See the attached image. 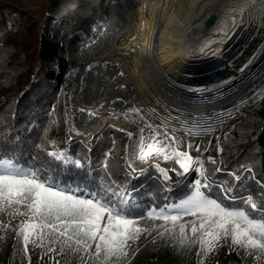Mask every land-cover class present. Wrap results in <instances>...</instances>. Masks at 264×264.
Wrapping results in <instances>:
<instances>
[{
    "label": "bare ground",
    "instance_id": "bare-ground-1",
    "mask_svg": "<svg viewBox=\"0 0 264 264\" xmlns=\"http://www.w3.org/2000/svg\"><path fill=\"white\" fill-rule=\"evenodd\" d=\"M56 6L73 29L84 30L71 40L80 79L70 76L66 85L74 136L90 137L109 121L131 130V151L138 153L140 120L128 110L142 101L159 114L149 123H182L187 138L178 150L190 153L189 133H202L190 130L192 121L216 127L228 117L225 109L234 113V105L264 87V0H57ZM174 147L169 141L168 151ZM154 160L181 170L176 159L155 156L133 164Z\"/></svg>",
    "mask_w": 264,
    "mask_h": 264
},
{
    "label": "snow or ice",
    "instance_id": "snow-or-ice-1",
    "mask_svg": "<svg viewBox=\"0 0 264 264\" xmlns=\"http://www.w3.org/2000/svg\"><path fill=\"white\" fill-rule=\"evenodd\" d=\"M258 98H264V87L259 91H253L248 99H242L234 107L238 111L240 104ZM80 111L83 112L85 109ZM224 111H227L229 117L233 115L231 109ZM224 111L217 115L223 116ZM128 112L138 116L140 120L139 135L133 144L139 151L138 153L133 151L125 169L130 178L138 179L142 175L132 167L133 163L147 161L152 156L164 161L176 159L182 170L177 173L178 176L188 174L191 169L199 178L195 179L189 186L188 193L177 202L167 203L159 208L153 205L143 215L135 216L130 208L134 189L125 188L115 180L111 181V185L102 180L99 183L92 180L91 184L95 187L88 189H81L80 185L72 187L67 183L60 184L41 166L28 162L21 163L20 158L15 156L14 149L10 154L7 145H0V212L10 210V215L26 218L19 226L25 255L31 243L34 247L46 249V254L56 253L57 256L66 252L77 254L83 264H89V261L92 264H119L129 256L131 244L138 241L141 234L147 231L139 222L150 219L163 222L160 226L163 228L161 236L168 233L177 237L181 244L187 242L188 246L198 243L205 253L214 251L221 240L230 238L232 245L248 250V254L255 255L258 261L264 258V203L258 205L253 202L252 195H248L238 206L234 203L227 204L225 201L235 202L240 199L227 194L231 189L225 191L222 199L213 198L215 181L210 174L202 171L204 160L199 157L194 159L187 150H178L185 140L183 136L178 137L175 134L177 129L171 127L169 119L165 118L159 124L153 125L145 120V117H148V120L153 116L158 118L159 114L155 109L151 114L139 107L129 109ZM206 119H211V114ZM196 127H203L204 132L189 133L190 135H204L213 129L210 123L207 126L197 124ZM146 129L149 130L148 136L145 135ZM127 135L132 137L133 134ZM146 139L149 140L148 143H145ZM219 139L217 137V140ZM169 141L175 145L171 151H168ZM50 143L55 144L45 136L35 147L43 152L45 146ZM186 148L200 151L199 145L194 146L191 143L186 144ZM223 150L217 145V153ZM44 154L50 162L58 165L81 170L86 166L79 159L70 158L65 151ZM109 155L105 154L102 168L111 177L107 162ZM30 159L36 161L38 157L32 156ZM208 163L216 165L217 160L209 157ZM193 164L198 167L192 168ZM153 168L165 181L167 185L165 191H170L172 183L168 175L169 170L160 168L159 165H154ZM240 168V175L235 172L228 173L234 181L255 179L254 174L244 176V173H252L250 167L241 165ZM214 171L220 172L221 168L216 167ZM85 175L87 177V174ZM218 187L223 189V185ZM261 187L264 188V185ZM187 216L193 219L183 221ZM169 224L171 228L168 227ZM189 230L191 235H188ZM56 264H59L58 260Z\"/></svg>",
    "mask_w": 264,
    "mask_h": 264
},
{
    "label": "trees",
    "instance_id": "trees-1",
    "mask_svg": "<svg viewBox=\"0 0 264 264\" xmlns=\"http://www.w3.org/2000/svg\"><path fill=\"white\" fill-rule=\"evenodd\" d=\"M21 17L19 20L16 16L18 29H9L4 41L0 43V145H7L10 154L14 149V154L20 158L21 163L31 162L41 166L60 184L67 183L72 187L80 185L81 189H88L95 187L91 184L92 180L98 183L102 180L109 185L115 180L125 188L134 189L130 205L132 211L144 213L153 205L159 208L164 204L177 202L188 193L190 184L197 178V174L191 169L188 174L178 176L179 171L167 168L172 183L170 191H165L167 185L153 168L156 165L153 162L142 169H136L142 173L138 179L130 178L125 171L127 160L119 150V141H123L126 131L109 121L91 138L76 135L72 137L68 134L63 109V83L70 67V59L65 42L48 30L43 32L39 29L35 16L26 25L23 23L24 17ZM52 18L53 16L48 15L47 21ZM19 28L30 34L36 33L37 39L31 40V36L28 40L20 39ZM24 50H27L26 58L22 59L20 53ZM36 55L40 67L34 70L33 76L31 63ZM233 127L229 133H223L219 141L224 149L222 157H217V142L214 141L211 145L204 156L206 167L203 171L215 181V198L222 199L225 191L231 189L227 194L240 198L235 201V205L242 203V199L249 194L252 195L253 202L261 205L264 203V188L261 187L264 185V98L245 111L242 121ZM45 136L49 141H56L59 147L57 152H67L70 158L79 159L85 164V168L81 170L50 162L44 153L56 152L51 148L54 144L46 145L43 152L35 147ZM106 153L110 154L107 162L111 177L102 168ZM32 156H37L38 159L32 161ZM209 157L215 158L217 164L210 165ZM220 158L223 164H220ZM241 165L252 169V173H244V176L254 174L255 179L245 178L236 182L229 177L226 181H219L228 173L214 171L216 167H221L241 174ZM219 185H223V189ZM225 202L230 204L233 201ZM230 264L235 263L232 261Z\"/></svg>",
    "mask_w": 264,
    "mask_h": 264
},
{
    "label": "rangeland",
    "instance_id": "rangeland-1",
    "mask_svg": "<svg viewBox=\"0 0 264 264\" xmlns=\"http://www.w3.org/2000/svg\"><path fill=\"white\" fill-rule=\"evenodd\" d=\"M56 5L57 0H0V43L4 41V36L9 29H18L16 22L18 19L20 20L22 18L21 16L24 17L23 23L25 25L29 23L32 16H35L38 20L39 29H42L43 32L45 30H48L50 31V33L56 34L58 37H60V39H62V41L65 42L66 53L70 59V67L68 69L66 79L63 83V109L66 116V130L69 135L74 137L72 133L73 126L71 125L68 112L70 97L66 85L70 76L74 77L76 74L74 80L77 78V76H80L74 71L73 59L71 54V40L75 36L76 32L77 34L79 33L78 36H80L83 28L81 27V30H78L76 28L73 29L72 19L64 14L58 15L55 13L57 16H53L50 21H47L48 15H50L47 14V12L51 11V8L53 7L54 12H56ZM16 16L18 17V19L16 18ZM124 17L125 19H127L126 14L124 15ZM19 29L20 32L18 33V36H20V39L22 40H28L30 36L31 40L34 38L37 39L38 37L36 33L31 32L30 34L29 31L24 32L23 30H21V28ZM26 52L27 50H24L22 53H20L22 59L26 58ZM31 64L33 65V70L31 71V73L34 76V70L40 67L38 55H36L32 59ZM261 99L263 98H258L251 103L242 105L241 107H239L238 111L236 110L233 113L231 117L228 116L223 118L216 127L213 125L212 131L205 134L206 138H203V136L200 135H191L188 143H191L194 146L199 145L200 151L197 152L192 149L190 150V153L192 154V157L194 159L199 157L200 159L204 160V169L206 167L204 156L210 150V147L214 143V141L217 142V145L222 147L219 141L221 140L223 133L227 134L232 131L234 128L233 126H237V123L241 122L244 118V112L257 105ZM137 103H139V108H143L146 112L151 114L152 110L149 107L145 106L143 104L144 102L141 101ZM115 104L116 103H113L112 106H114ZM145 119H148V117H145ZM160 122L161 121L156 123ZM134 123H136V121L133 123L131 122V125ZM112 124L115 125L114 123ZM175 124L176 125H174V123H170L172 128L177 129V134H175L178 137L183 136L186 142L187 134L186 130L181 127L182 123L178 122ZM197 124L207 126V124L205 125L203 123H199L198 121H192L193 128L190 130L198 129L203 133L204 128L196 127ZM125 131L126 135L123 141H119V143H121L119 150L122 156H124V158L128 161L132 154L131 143L133 138L127 135V133H131V130L126 129ZM217 137H219L220 139L217 140ZM54 142L55 144L51 148L55 149L57 152V149L59 147L57 146L56 141ZM183 147L184 144H181L179 148ZM205 149H207V151H205ZM221 155H223V152L218 153L217 157H222ZM219 162L220 164H223L221 158ZM153 163L159 165L160 168L167 169L163 167L157 160H154ZM29 164L35 165V163L31 162ZM132 167H134V164L132 165ZM197 167L198 166L195 164L192 165V168ZM181 171L182 170H180L179 172ZM225 171H227V173L233 172L232 170L221 168V173H226ZM235 173L237 175H240L238 172ZM229 177V175H223L219 181H226L229 179ZM197 178H199L198 175ZM233 187L235 189H238V187ZM213 190L216 189L213 188ZM212 196L213 198H215L214 192H212ZM233 203L235 202H231L230 204ZM21 210L23 211V209ZM9 211L10 210L0 212V264H56L57 260L59 261V264H83L77 254H73L70 252L62 253L58 256L56 255V253L46 254V249L34 247L31 243L28 247V253L27 255H25L23 250L22 237L20 236L19 232V226L21 222L26 218L20 215H10ZM143 214L144 213L142 211H133V215L135 216ZM192 219L193 218L191 216H187L183 218V221H190ZM139 224L147 231L141 234L138 241L131 244V247L128 250L129 256L126 259L120 261L119 264H230V262L232 261H234L235 264H264V258H261L258 261L255 255L248 254V250L232 245L230 238L228 240H221L220 245L214 251L205 253L201 250L198 243L192 246H188L187 242H185V244H181L179 243L177 237H173L168 233H165L163 236H161L160 233L163 231V228L160 226L163 224V222L160 220L144 219L141 220ZM168 227L171 228V225L169 224ZM188 235H191L190 230L188 231ZM57 252H59L58 246ZM89 264H92V262L89 261Z\"/></svg>",
    "mask_w": 264,
    "mask_h": 264
},
{
    "label": "water",
    "instance_id": "water-1",
    "mask_svg": "<svg viewBox=\"0 0 264 264\" xmlns=\"http://www.w3.org/2000/svg\"><path fill=\"white\" fill-rule=\"evenodd\" d=\"M47 14H50V15H51V14H55V12H54V7L51 8V11H48ZM69 17H70V16H69ZM83 31H84V30H83ZM81 33H82V32H81ZM79 38H80V37H79ZM81 40H82V38L79 40V43H78V44H82V43H81ZM95 132H96V131H95ZM95 132H94V133H95ZM94 133H93V134H94ZM93 134H92L90 137H85V136H83V135H80V136H83V137H85V138H91V137L93 136ZM141 168H142V167H141ZM138 169H139V168H138Z\"/></svg>",
    "mask_w": 264,
    "mask_h": 264
},
{
    "label": "clouds",
    "instance_id": "clouds-1",
    "mask_svg": "<svg viewBox=\"0 0 264 264\" xmlns=\"http://www.w3.org/2000/svg\"><path fill=\"white\" fill-rule=\"evenodd\" d=\"M52 16H57L56 14H51ZM112 123V122H111ZM117 126V125H116ZM98 131V130H97ZM80 136V135H79ZM135 168V167H134ZM142 168H144V167H142ZM142 168H139V169H142ZM135 169H138V168H135Z\"/></svg>",
    "mask_w": 264,
    "mask_h": 264
}]
</instances>
